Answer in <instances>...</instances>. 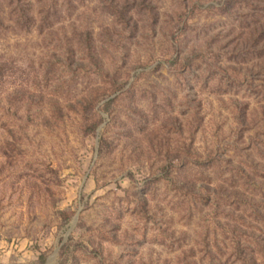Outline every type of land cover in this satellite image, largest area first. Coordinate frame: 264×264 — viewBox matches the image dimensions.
<instances>
[{
    "label": "rangeland",
    "instance_id": "1",
    "mask_svg": "<svg viewBox=\"0 0 264 264\" xmlns=\"http://www.w3.org/2000/svg\"><path fill=\"white\" fill-rule=\"evenodd\" d=\"M0 264H264V0H0Z\"/></svg>",
    "mask_w": 264,
    "mask_h": 264
}]
</instances>
